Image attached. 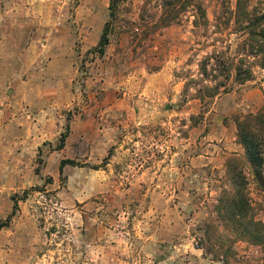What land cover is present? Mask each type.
<instances>
[{
  "label": "rangeland",
  "instance_id": "1",
  "mask_svg": "<svg viewBox=\"0 0 264 264\" xmlns=\"http://www.w3.org/2000/svg\"><path fill=\"white\" fill-rule=\"evenodd\" d=\"M112 1L0 0V57L11 48L38 65L73 53L78 70L71 94L12 110L31 116L35 142L24 153L13 140L24 156L0 172V222L12 215L0 230V264H264V245L236 238L216 210L236 167L264 220V187L245 163L236 125L264 107V68L205 102L195 83L185 89L201 78L205 56L216 52L220 71L238 56L245 35L236 30V0H194L184 10L176 0H115L114 15ZM169 1L179 13L164 24ZM250 5L264 10V0ZM64 159L77 164L61 173Z\"/></svg>",
  "mask_w": 264,
  "mask_h": 264
},
{
  "label": "trees",
  "instance_id": "2",
  "mask_svg": "<svg viewBox=\"0 0 264 264\" xmlns=\"http://www.w3.org/2000/svg\"><path fill=\"white\" fill-rule=\"evenodd\" d=\"M194 0H176L181 4V8L186 9ZM168 6L173 7L170 14L163 18L164 24L171 22L178 15L175 9L177 3L168 2ZM251 0H236L235 21L237 31L242 32L245 37L237 47V57L229 58L219 69V58L216 52L205 56L199 63L201 78L191 79L186 83L185 89H189L190 83L199 86L195 91L196 98L205 102L207 99H214L222 89L227 88V82L231 79L235 83L244 84L253 78V67L264 68V10L258 8L250 9ZM115 0L110 6L112 15L114 12ZM200 18L206 19V10L201 4L198 5ZM109 25L106 24L100 38L97 49L100 55L106 51L109 44ZM214 61V62H213ZM220 71L219 74L215 72ZM223 76L222 80H217ZM209 78H214V84L208 83ZM237 138L238 143L244 149L245 163L249 167L254 179L260 187H264V107L256 113H248L237 116ZM69 127L62 133L58 149L64 148ZM67 164L75 165L76 161L64 159L61 161L60 171L63 173ZM230 166L231 162H230ZM231 181L230 189L224 190L221 194L216 210L223 226L234 233L236 238L249 241L254 244L264 245V220L257 219L255 208L247 194V175L242 169L230 167L228 169ZM18 208V201L14 203V211ZM10 215L5 221L0 222V230L9 225ZM211 226L206 228L208 238L211 236ZM215 240L220 242V247L224 246V239L218 237Z\"/></svg>",
  "mask_w": 264,
  "mask_h": 264
},
{
  "label": "crops",
  "instance_id": "3",
  "mask_svg": "<svg viewBox=\"0 0 264 264\" xmlns=\"http://www.w3.org/2000/svg\"><path fill=\"white\" fill-rule=\"evenodd\" d=\"M14 51L16 50L7 48L4 51L5 55L0 57V172L7 166L5 164L7 159L24 156L21 152L13 153L20 151L19 147L16 150L11 148L13 140L15 145H17L15 139L23 142L20 143L23 145L21 150L23 152L24 146L35 142L34 136H28L35 127L33 121L27 120L31 116L26 112L25 115L18 112L15 117L12 110L24 111L28 108L27 104H30L28 101L33 98L35 103L42 104L46 100L50 102L53 95L71 94L78 72L74 66L76 57L73 53L69 56L51 53L42 63L31 65L25 56L17 57L16 53H11ZM32 106L29 110L33 109ZM40 109L43 107L38 108ZM41 142L37 141L36 147L41 145Z\"/></svg>",
  "mask_w": 264,
  "mask_h": 264
}]
</instances>
